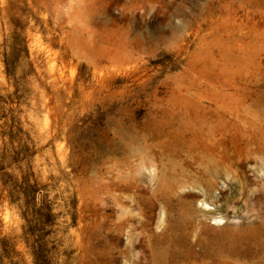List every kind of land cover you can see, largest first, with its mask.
Segmentation results:
<instances>
[{"label": "rangeland", "instance_id": "rangeland-1", "mask_svg": "<svg viewBox=\"0 0 264 264\" xmlns=\"http://www.w3.org/2000/svg\"><path fill=\"white\" fill-rule=\"evenodd\" d=\"M263 99L264 0H0V264H174L171 226L212 225L192 188L117 186L172 110ZM262 142L249 167L216 163L242 228L229 264H264ZM211 165L191 164L203 185Z\"/></svg>", "mask_w": 264, "mask_h": 264}, {"label": "bare ground", "instance_id": "bare-ground-1", "mask_svg": "<svg viewBox=\"0 0 264 264\" xmlns=\"http://www.w3.org/2000/svg\"><path fill=\"white\" fill-rule=\"evenodd\" d=\"M260 105L261 107L242 103L232 106L215 104L172 110L169 113V121L162 124L164 138L160 145L163 151L159 152L160 154L141 153L138 157L136 171L128 180L127 185L117 186L120 190L140 189L144 185L152 186L161 179L168 178L173 181L171 182L172 187L185 189L190 186L192 188L189 193V203L194 210V202H199L200 207L197 212L201 215L197 219H201L202 216L212 221V225L202 232L201 220L196 228L190 226L177 230L171 226L174 264H201L203 257H211L215 260L214 264H229L227 255L225 253L223 255L220 250L216 249L218 246L222 247L227 240L236 239L235 234L242 228L226 226L229 220L234 219L236 215L229 210L230 203L224 200L222 194L220 195L226 185L216 181L222 176L216 163L231 167L228 169L238 165L249 167L246 161L250 156L255 155L263 143L264 105ZM203 158L213 164L210 166L212 169L204 170L211 178L205 185L201 184L198 171H195L193 167L191 169V164ZM261 160L262 171L256 176L263 178L264 158ZM252 171L255 174L254 170ZM222 172L226 178H229V170L224 169ZM109 191L111 192L112 189L110 188ZM252 193L255 192L252 191ZM110 196L113 194L110 193ZM125 208L121 205L122 210ZM137 222L140 223L142 230H149L146 219ZM156 224L162 226L163 229L166 227V225L163 226V210ZM120 225L124 227L123 223ZM135 231L134 226L129 227L125 242L129 252L137 259L136 246L145 232L135 234ZM210 246L215 248H210Z\"/></svg>", "mask_w": 264, "mask_h": 264}]
</instances>
